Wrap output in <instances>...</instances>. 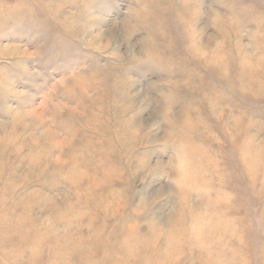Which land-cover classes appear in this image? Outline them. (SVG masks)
I'll use <instances>...</instances> for the list:
<instances>
[{"label":"rangeland","instance_id":"rangeland-1","mask_svg":"<svg viewBox=\"0 0 264 264\" xmlns=\"http://www.w3.org/2000/svg\"><path fill=\"white\" fill-rule=\"evenodd\" d=\"M0 264H264V0H0Z\"/></svg>","mask_w":264,"mask_h":264}]
</instances>
